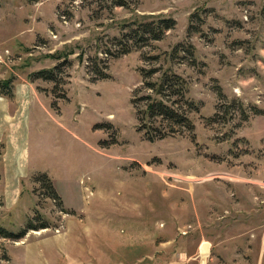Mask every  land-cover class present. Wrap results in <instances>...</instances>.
I'll list each match as a JSON object with an SVG mask.
<instances>
[{"label": "rangeland", "instance_id": "obj_1", "mask_svg": "<svg viewBox=\"0 0 264 264\" xmlns=\"http://www.w3.org/2000/svg\"><path fill=\"white\" fill-rule=\"evenodd\" d=\"M128 4L0 0V80L34 84L42 170L27 217L0 214V264H264V0ZM151 16L174 27L139 42ZM161 79L193 130L145 114Z\"/></svg>", "mask_w": 264, "mask_h": 264}, {"label": "crops", "instance_id": "obj_2", "mask_svg": "<svg viewBox=\"0 0 264 264\" xmlns=\"http://www.w3.org/2000/svg\"><path fill=\"white\" fill-rule=\"evenodd\" d=\"M13 92V100L0 96V144L5 146L0 152V214L5 212L8 217L17 218L27 217L35 203L33 177L42 170L33 168L32 136L34 128L40 130L41 112L31 81L17 82ZM35 104L39 109H34ZM66 208L73 210L68 204Z\"/></svg>", "mask_w": 264, "mask_h": 264}, {"label": "trees", "instance_id": "obj_3", "mask_svg": "<svg viewBox=\"0 0 264 264\" xmlns=\"http://www.w3.org/2000/svg\"><path fill=\"white\" fill-rule=\"evenodd\" d=\"M31 2L34 1H41V0H29ZM110 2H112V4H114L117 7H128V0H108ZM146 18H152L154 22L152 23H147V24H139L137 25V30H143L141 28H144V31H138L137 34L139 35V38L141 39L139 42H147L149 41V39H153V40H159L163 34L171 29H173L174 27V23L175 21L172 18H165V17H160V18H155V16H151V17H146ZM162 18V19H161ZM145 19V18H144ZM136 25V24H135ZM148 36H153L152 38H148ZM130 50L129 49H125L123 50L121 53H119L118 55L121 54H126L129 53ZM59 67H54L53 70L50 71H40L37 76H40V78H45L46 80H52L54 72L56 70H58ZM102 80V79H101ZM177 83H176V82ZM14 79H7V80H0V96H3L5 98H8L9 100H13L14 99V85H13ZM146 85L148 87H151V89L154 90V97L152 96H148L146 97V101H148L147 104V108L145 110V114L146 115H157L158 117H165L166 120H171L172 122H177L179 125L185 126L186 128L188 127L189 130H193V122L191 121V119L185 115L184 113H181L179 109L174 107V104L171 103V101H169V99H163L162 97H159L161 95V92H171L173 87H177V85L182 86V88L184 89V81H182V79H161V81L159 83H146ZM185 90V89H184ZM62 98H65V95L61 96ZM169 102L172 104H169ZM147 138L149 141L154 142L156 141L157 137L162 138L164 136H156L152 133L151 130H148L147 133ZM4 145L0 144V152H2V149H4ZM0 179H1V175H0ZM37 182L42 183L43 185L46 186V189L49 192V197L56 200V201H60V197L58 196V194L56 193L51 180L48 178L47 175L42 174L40 176L37 177ZM49 228V226L46 223H40L38 226H31V224L29 225L30 230H44ZM6 237H15L12 234H8V233H4ZM27 235V230L22 231V233H20L18 238L15 239H20L23 238Z\"/></svg>", "mask_w": 264, "mask_h": 264}, {"label": "built area", "instance_id": "obj_4", "mask_svg": "<svg viewBox=\"0 0 264 264\" xmlns=\"http://www.w3.org/2000/svg\"><path fill=\"white\" fill-rule=\"evenodd\" d=\"M88 190V192H90L89 188H86Z\"/></svg>", "mask_w": 264, "mask_h": 264}]
</instances>
